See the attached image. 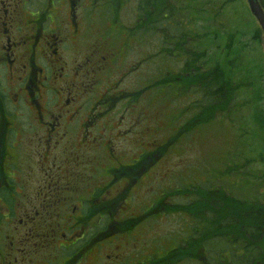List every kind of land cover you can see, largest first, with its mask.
<instances>
[{"label":"rangeland","instance_id":"1","mask_svg":"<svg viewBox=\"0 0 264 264\" xmlns=\"http://www.w3.org/2000/svg\"><path fill=\"white\" fill-rule=\"evenodd\" d=\"M100 2L97 6L94 3L93 9L96 11L87 14L86 22L79 21V29L86 33L68 39V44L60 51L59 57L63 60L57 68L60 69L64 61L62 68L68 75L64 80L81 83L83 77L75 78L73 74L78 65L94 62L95 58H91L92 56H97L96 59L104 57L101 62L89 64L92 67L103 66L106 60L114 61L105 71L94 75L93 93L78 97L80 102L76 106L77 110L81 108L79 105L87 104L89 98H99L108 103L106 119L109 120L110 127L116 129L117 135L114 136L115 139L112 138V143L117 157L123 163L141 153L152 154L130 174V181L135 179L131 189L120 191L124 180L118 182V192L112 197L117 199L116 208L106 206L102 211L107 214L106 220L111 217L116 221L126 219L119 225L117 222L108 224L111 229L117 227L114 234L118 235L124 234L118 229L128 222L127 218L145 215L143 208L148 206L151 212L147 214L150 215L144 223L139 219L138 223L128 227L130 230L135 227L131 230V235L124 234L115 239L114 243L103 244L100 256L107 261L108 255L119 254V257L129 260L130 264L148 261L147 254H162V249L173 247L179 242L181 244L190 221L197 218L206 220L207 211L236 216L238 211L249 207L264 209L263 37L257 21L249 12L246 0H222L215 5L216 8L213 1L202 0V9L194 6L197 0ZM63 9L64 6H56L50 15L62 13ZM19 13L24 15L23 12ZM166 15L176 16L179 21L182 19L185 28L189 27L193 33H199V36L203 35L199 30L200 26L205 25L210 41L202 40L207 49L204 51L205 48H201L199 53L206 56L210 54L214 63L204 68L223 70L233 90L226 95L227 100L225 98L223 104L218 103L217 107L208 112L199 113L196 110L198 105L194 106L191 119L178 132L171 128L169 117L178 110L183 114L190 109L185 106L193 101V96L189 99L186 95L181 96L166 85V82L171 77L179 76L178 72L185 68L184 64H188L185 57L190 58L198 51L189 44L186 45L191 39L185 38V44L181 36L180 43L172 38L173 34L162 20ZM163 43L168 47L164 48ZM182 49L187 50L188 56L181 53ZM204 58L205 56L199 58L201 64V59ZM191 65L200 64L195 62ZM245 66L250 78H237L238 72ZM190 68L186 71L191 70ZM84 69L83 67L77 72L82 74ZM168 70L171 72L167 73ZM3 73L6 74L4 71ZM10 82L8 77L4 80L1 78L0 86L2 83L8 87ZM13 82L14 87L7 88L2 93V103L9 97L15 98L16 82ZM72 93L76 96L74 91ZM54 94L60 96L57 90ZM6 107L4 110L9 115L0 119L5 125L11 124L18 111L19 117L14 121L19 122V126L24 125L26 130L25 132L23 129L25 134L20 145L24 153L33 150L34 144L30 145L29 134L34 132V128L29 132L27 126L37 124L36 121L24 116L27 113L24 105L20 108L7 101ZM185 117L189 118L188 115ZM106 119L103 118L100 124ZM95 120L100 118L95 117ZM74 126V123H70L64 129H70L66 130L70 133ZM5 140L18 141L13 135ZM74 144L77 145V142ZM103 151L88 149L87 155H93L98 161L105 163L101 160ZM184 184L183 190L180 187ZM196 195L199 197L197 199L206 196L213 201L202 204L200 200L196 201ZM127 196H132L131 200ZM188 197L195 199L191 198V204L185 210L186 206L183 205L187 203ZM213 202L218 205L214 206ZM104 203L107 205L108 201ZM190 211L194 215L188 216ZM216 235V232L210 231L207 236L214 239ZM0 238L7 245L11 241L6 233ZM255 245L259 250L256 258H264V236ZM201 253H206L202 247L195 252L194 257L198 258ZM91 258L89 256L86 264H92Z\"/></svg>","mask_w":264,"mask_h":264},{"label":"flooded vegetation","instance_id":"2","mask_svg":"<svg viewBox=\"0 0 264 264\" xmlns=\"http://www.w3.org/2000/svg\"><path fill=\"white\" fill-rule=\"evenodd\" d=\"M94 3L96 0H0V80H11L8 87L0 86V117L9 115L4 110L8 101L26 106L24 116L37 123L27 126L29 132L34 128L28 132L34 149L24 153L20 141L26 130L14 121L19 112L11 124L0 119V237L6 233L11 238L8 245L0 238V264H86L89 256L92 264H118L125 259L108 255L106 261L100 256L103 241L113 231H102L100 222L107 216L102 212L106 206L116 208L117 199L112 197L118 192V182L124 180L127 186L120 191L133 186L135 179L130 181V174L138 166L134 164L137 160H118L112 143L116 129L106 119V101L89 98L87 104L76 107L82 94L93 93L94 75L114 61L92 67L89 64L104 59L92 56L94 62L78 65L75 78L88 80L81 83L64 80L68 76L62 68L64 61L57 68L68 39L86 33L79 29V21L86 22L87 14L96 11ZM56 6H64L63 12L50 15ZM83 67L79 74L77 70ZM12 79L15 98L2 103V93L14 87ZM103 118L107 121L100 124ZM70 123L75 126L67 133L70 129L64 127ZM11 135L18 141L5 140ZM88 149L104 150L101 160L105 163L88 156ZM127 197L131 200L132 196ZM107 221L117 222L113 217Z\"/></svg>","mask_w":264,"mask_h":264},{"label":"trees","instance_id":"3","mask_svg":"<svg viewBox=\"0 0 264 264\" xmlns=\"http://www.w3.org/2000/svg\"><path fill=\"white\" fill-rule=\"evenodd\" d=\"M209 1H213V6H215L219 2H222V0ZM259 1L264 9V1ZM197 2L194 6H197L196 8L199 7L200 9H202V7H200L202 5V0H197ZM201 13L202 11L200 12V14ZM205 17L208 19L207 16ZM200 18H202V15H200ZM162 20L166 22L167 29L170 31V33L173 34V39L176 38V41L178 40V42L180 43L179 36H181L182 42L185 44V38L191 39L186 45L189 44L193 49H197L198 51V53L194 55L192 54L190 58L185 57V59L187 60L186 62L188 64H184L185 68L183 67V69L178 72L179 76H175L174 78L171 77V80L166 82L168 83L166 85L171 86V88H173L175 92H178V94H180L181 96L186 95L187 99L193 96V101L189 102L187 106H185V108L188 107L190 109H187L186 112L184 111L183 114H181L180 110H178L175 113H172L169 117V124L171 128L173 130H177L176 132H178L179 129L183 126V124L189 122V120L191 119V116L193 115L194 106L198 105V108L196 110L199 113L208 112L211 110V108L213 109V107H217L218 103L223 104L226 95L233 92V90L230 88V84L226 79L223 70H217L213 67L204 68L205 66L214 63V59L211 57L210 54L206 56L205 54L199 53V49L205 48L204 51L207 49L206 45L202 42V40L207 39L208 41H210V35L206 33L207 30L205 29V25L200 26L199 30L202 31L203 35L199 36V33H193V31L189 27H187L186 29L183 24V20L180 19L179 21L178 17L176 16L166 15L162 17ZM185 31H187L188 33H185ZM255 34L257 35V33ZM202 37L204 38L201 39ZM163 44L165 46L164 48L168 47L167 44ZM181 53L188 56V52L186 49H182ZM170 55L174 56L173 53H171ZM201 56H205L204 59H201L203 65L201 64V61H199V58H201ZM195 62H199L202 68L200 65H191ZM188 67H191V70L186 71ZM170 72L171 71L168 70L167 73ZM174 73L177 74V72ZM169 75L173 76L172 74ZM247 76L248 78H250L247 66H245L238 72L237 78H243ZM161 91H163V89ZM174 93L171 94L174 95ZM189 95L191 96L189 97ZM186 115L189 116L188 119L185 117ZM183 121L185 122L183 123ZM149 156H152V154L148 155V153H141L140 155L131 158H134L135 161L137 160L136 162H134V164L137 166L138 164H141L146 159V157L149 158ZM117 158L118 160H120L119 157ZM185 184L182 185L180 188H183L184 190ZM198 184L203 185L201 184V182H198ZM192 191H195V189L193 188ZM191 198L195 199V197H188L189 200L187 199V203L183 205V207L186 206L185 210L189 208L191 204ZM197 198H199L198 195H196V201L200 200L202 204H208L213 201L212 199L209 200V198L206 196H202V199ZM193 201L195 202V200ZM156 202L157 200L153 202V204H155ZM217 205L218 203L215 202L214 206ZM208 207L213 209V207H211L210 205H208ZM149 209L150 206L145 209L143 208L146 213L145 215H142L137 218H127L128 222H126L125 225L118 230L124 232V234H127L128 236L131 235V233H133L131 232V230L135 227L131 230L129 228L133 224L138 223L137 220L139 219H141V223H144V221L147 220L146 217L150 215L147 214L151 212V210ZM238 212L239 213L236 216H233L225 215L223 212L207 211L206 220L202 218H197L190 221L188 230H186V234L182 237L183 240L181 244L179 242L173 247L164 250L162 249V254L161 252L154 255L147 254L146 259H149L148 261H139L137 263L131 264H263L264 258L262 256H260V258H256L259 255V250L257 245L255 244L257 242H260L261 237L264 236V209L259 207H249L246 210L242 209ZM191 215L194 214L190 211L188 216ZM106 217V215H103L102 220L100 222L101 230L106 232L114 229L112 233L109 234L108 237H106L108 241L111 240L114 243L115 239L124 234H114L117 231V227L111 229L108 226L109 223L106 220ZM125 221L126 219L122 221L117 220V223L119 225L124 223ZM210 231L217 233L214 239H212L211 236H207ZM107 239L104 241H107ZM104 241L102 244H105ZM201 247L206 250L205 255L204 253H201L198 258H195V252ZM121 255L128 256L127 254ZM117 256H119V254H117ZM202 256L203 259H201ZM119 261L120 263L118 264H130V261H128L127 259H120Z\"/></svg>","mask_w":264,"mask_h":264},{"label":"water","instance_id":"4","mask_svg":"<svg viewBox=\"0 0 264 264\" xmlns=\"http://www.w3.org/2000/svg\"><path fill=\"white\" fill-rule=\"evenodd\" d=\"M246 2L250 13L255 18L261 29L264 49V10L258 0H246Z\"/></svg>","mask_w":264,"mask_h":264}]
</instances>
